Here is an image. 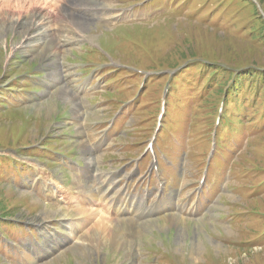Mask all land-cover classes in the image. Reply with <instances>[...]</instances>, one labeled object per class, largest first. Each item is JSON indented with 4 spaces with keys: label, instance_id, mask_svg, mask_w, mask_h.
<instances>
[{
    "label": "rangeland",
    "instance_id": "rangeland-1",
    "mask_svg": "<svg viewBox=\"0 0 264 264\" xmlns=\"http://www.w3.org/2000/svg\"><path fill=\"white\" fill-rule=\"evenodd\" d=\"M0 1V264H264V0Z\"/></svg>",
    "mask_w": 264,
    "mask_h": 264
},
{
    "label": "trees",
    "instance_id": "trees-1",
    "mask_svg": "<svg viewBox=\"0 0 264 264\" xmlns=\"http://www.w3.org/2000/svg\"><path fill=\"white\" fill-rule=\"evenodd\" d=\"M259 15V14H258ZM259 17H261V16H259ZM203 67H208L207 65H204V64H202V63H200V62H198V63H196V64H193V65H191V66H189L187 69L189 70V71H195V73L197 74V78H198V80H199V82L200 83H203V82H206L207 80L202 76V69H203ZM198 68H199V70H198ZM216 68H218V67H216ZM259 66H257L256 67V70H254V69H251V70H248V71H253L254 72V78H259L261 81H263L264 80V72H262V71H259ZM221 70V69H220ZM240 70H244V68H242L241 67V69ZM199 71H200V75H199ZM247 72V71H246ZM229 74H231V72H229ZM243 74V73H242ZM242 74L238 77V75H237V77H238V79H237V83H238V86L239 87H241L242 86V84H240L239 83V81L242 79ZM244 75H247V77L250 75V73H245L244 72ZM7 77H8V75H7ZM245 79V78H244ZM252 79L253 78H250V79H246L247 80V82H248V85H250L251 84V82H252ZM258 81V80H257ZM235 82H236V80H235ZM235 85V84H234ZM234 87V86H233ZM233 87H231L230 89H232ZM200 88H201V84L197 87V89H199L200 90ZM222 91H223V89H222ZM222 93V92H221ZM220 97V96H219ZM219 99V98H218ZM264 103V102H263ZM46 155L48 156V155H50L49 153H46ZM1 218H2V216H1ZM3 222V220L1 219L0 220V224Z\"/></svg>",
    "mask_w": 264,
    "mask_h": 264
},
{
    "label": "bare ground",
    "instance_id": "bare-ground-1",
    "mask_svg": "<svg viewBox=\"0 0 264 264\" xmlns=\"http://www.w3.org/2000/svg\"><path fill=\"white\" fill-rule=\"evenodd\" d=\"M7 1V0H6ZM45 2H46V4H48V5H52V4H58V2H62V4L63 5H67V6H70V5H68V4H66L65 2H67L68 0H56V2H52L53 0H44ZM74 0H71V3L73 2ZM1 2V1H0ZM16 2V1H15ZM14 3V2H13ZM28 4V3H27ZM81 25V24H80ZM82 26V25H81ZM111 185V184H110ZM109 185V186H110ZM92 200H94V202H96V195H95V199L93 198ZM117 201L118 200H115V204H114V207H115V212L116 213H122L123 211H125L126 210V206L124 205V204H118L117 203ZM89 202H91V199L89 200ZM82 212V211H81ZM86 211H83V213H85ZM99 212L100 213H102L103 214V212H102V210H99V211H97V217H98V214H99ZM142 214L143 215H148L147 214V210H146V208L144 207L143 209H142ZM100 217V216H99ZM104 218H106V216H103ZM106 219H108V218H106ZM165 219H167V217L165 218ZM170 220V219H169ZM104 222V220H102L101 222H99V223H103ZM152 224V223H151Z\"/></svg>",
    "mask_w": 264,
    "mask_h": 264
}]
</instances>
